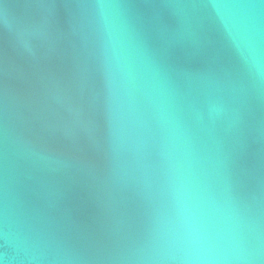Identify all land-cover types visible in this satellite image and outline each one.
Here are the masks:
<instances>
[{
    "label": "water",
    "instance_id": "1",
    "mask_svg": "<svg viewBox=\"0 0 264 264\" xmlns=\"http://www.w3.org/2000/svg\"><path fill=\"white\" fill-rule=\"evenodd\" d=\"M0 264H264V0H0Z\"/></svg>",
    "mask_w": 264,
    "mask_h": 264
},
{
    "label": "clouds",
    "instance_id": "2",
    "mask_svg": "<svg viewBox=\"0 0 264 264\" xmlns=\"http://www.w3.org/2000/svg\"><path fill=\"white\" fill-rule=\"evenodd\" d=\"M239 8L252 9L257 7L256 5H238ZM257 64L256 61H253ZM259 68V65L257 64ZM185 220L187 224V247L184 249L186 253L189 254V258L212 261L218 259L229 258L226 254H221L220 250L216 247L215 243L207 234L203 225L200 223L199 219L196 217L195 213L190 207H185ZM233 256H235L236 250L233 249Z\"/></svg>",
    "mask_w": 264,
    "mask_h": 264
}]
</instances>
